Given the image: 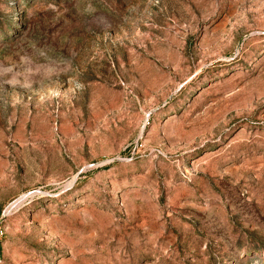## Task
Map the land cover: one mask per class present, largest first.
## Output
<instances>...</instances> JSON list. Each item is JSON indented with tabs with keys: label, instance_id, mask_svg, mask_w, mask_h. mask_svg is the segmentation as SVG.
<instances>
[{
	"label": "rangeland",
	"instance_id": "obj_1",
	"mask_svg": "<svg viewBox=\"0 0 264 264\" xmlns=\"http://www.w3.org/2000/svg\"><path fill=\"white\" fill-rule=\"evenodd\" d=\"M0 264H264V0H0Z\"/></svg>",
	"mask_w": 264,
	"mask_h": 264
},
{
	"label": "bare ground",
	"instance_id": "obj_2",
	"mask_svg": "<svg viewBox=\"0 0 264 264\" xmlns=\"http://www.w3.org/2000/svg\"><path fill=\"white\" fill-rule=\"evenodd\" d=\"M17 203V202H16ZM17 205V204H16Z\"/></svg>",
	"mask_w": 264,
	"mask_h": 264
}]
</instances>
